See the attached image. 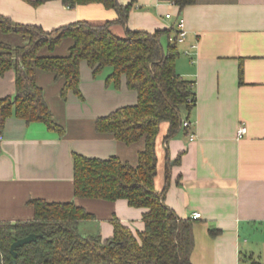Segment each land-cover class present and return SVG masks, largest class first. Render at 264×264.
<instances>
[{
	"label": "crops",
	"instance_id": "crops-1",
	"mask_svg": "<svg viewBox=\"0 0 264 264\" xmlns=\"http://www.w3.org/2000/svg\"><path fill=\"white\" fill-rule=\"evenodd\" d=\"M35 1L0 0V15L46 31L82 20L116 18L113 9L98 2L68 7L61 0ZM118 1L131 3V9L125 25H111L117 36H124L126 28L175 30L178 19L184 21L186 35L176 44L175 69L194 81L195 105L184 112L192 125L168 140L167 123L160 125L153 184L161 191L168 182L164 203L180 219L200 213L192 220L191 263L264 264V0H195L182 9L173 0ZM70 45L71 40L63 38L53 50L44 46L39 53L66 55ZM110 72L105 67L94 76L81 61L80 99L72 92L63 98V80L37 71L36 83L62 131L13 115L6 118L0 136V222L32 220L30 200L42 199L74 201L91 213L93 218L78 224L83 234L112 237L114 218L134 234L143 230L145 208L130 206L125 199L82 198L73 192L74 153L116 156L136 166L144 148L143 139L126 144L95 128L98 117L137 101L124 77L118 88L106 84ZM14 94L15 72L9 69L0 75V99ZM241 124L246 132L238 136ZM189 131L195 133L193 140Z\"/></svg>",
	"mask_w": 264,
	"mask_h": 264
},
{
	"label": "trees",
	"instance_id": "trees-1",
	"mask_svg": "<svg viewBox=\"0 0 264 264\" xmlns=\"http://www.w3.org/2000/svg\"><path fill=\"white\" fill-rule=\"evenodd\" d=\"M61 1L68 7L102 3L116 12V18L102 23L82 20L46 31L0 15V75L9 69L15 72L14 96L0 99V136L6 118L12 115L27 123L42 122L61 133L36 83L38 70L63 80V98L72 92L82 99L80 62L86 61L94 76L110 67L106 84L118 88L124 77L127 88L136 91L137 101L98 117L95 128L126 144L143 139L144 148L138 153L136 166L116 156L100 159L74 153L73 192L82 198L125 199L130 206L145 208L144 228L134 234L114 218L113 236L102 239L97 234L79 232V222L93 216L74 201L32 199V220L0 222V264H192L193 219H180L164 203L168 182L161 191H156L153 184L160 125L167 123L165 140L174 137L183 128L182 120L187 119L184 112H190L196 101L194 81L182 78L175 69L179 52L176 44L168 41L174 29L146 32L126 28L124 36H117L110 27L114 23L126 24L131 3ZM173 2L182 9L195 0ZM176 31L177 28L173 34ZM63 38L71 40L66 55L39 53L44 46L53 50ZM168 176L169 168L166 179ZM30 233L42 236L16 248L13 257L10 244ZM251 264L261 263L253 260Z\"/></svg>",
	"mask_w": 264,
	"mask_h": 264
},
{
	"label": "built area",
	"instance_id": "built-area-1",
	"mask_svg": "<svg viewBox=\"0 0 264 264\" xmlns=\"http://www.w3.org/2000/svg\"><path fill=\"white\" fill-rule=\"evenodd\" d=\"M165 16L169 17L170 15L166 14ZM176 28H177L176 33L175 34H171L168 37V41L171 44H177L178 42H182L184 40V38H185L186 30H185L184 21L182 20V18L178 19L177 24H176ZM191 47L195 48V45H192ZM191 125H192V122H190L188 119H183L182 120V127L183 128H190ZM245 132H246V127H245L244 124H241L239 126V128H238L237 135L241 136ZM188 138H189V140H193L195 138V133L193 131H189L188 132ZM199 217H200V213L199 212H195L192 215L193 219H196V218H199Z\"/></svg>",
	"mask_w": 264,
	"mask_h": 264
},
{
	"label": "water",
	"instance_id": "water-1",
	"mask_svg": "<svg viewBox=\"0 0 264 264\" xmlns=\"http://www.w3.org/2000/svg\"><path fill=\"white\" fill-rule=\"evenodd\" d=\"M41 236H42V234L30 233L24 237H21V238L14 240L10 244V252H11L12 256L13 257L16 256V248L23 246L24 244H28L32 241H35L38 237H41Z\"/></svg>",
	"mask_w": 264,
	"mask_h": 264
},
{
	"label": "rangeland",
	"instance_id": "rangeland-1",
	"mask_svg": "<svg viewBox=\"0 0 264 264\" xmlns=\"http://www.w3.org/2000/svg\"><path fill=\"white\" fill-rule=\"evenodd\" d=\"M19 40V39H18ZM20 41V40H19ZM165 123H163L162 125H164Z\"/></svg>",
	"mask_w": 264,
	"mask_h": 264
}]
</instances>
